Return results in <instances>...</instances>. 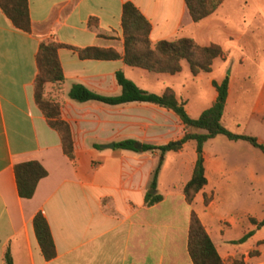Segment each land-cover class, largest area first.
Wrapping results in <instances>:
<instances>
[{
	"label": "crops",
	"instance_id": "crops-1",
	"mask_svg": "<svg viewBox=\"0 0 264 264\" xmlns=\"http://www.w3.org/2000/svg\"><path fill=\"white\" fill-rule=\"evenodd\" d=\"M126 2L134 3L151 22L153 47L161 41L188 38L202 47L219 45L224 56L215 61L212 73L196 77L186 61L176 75L129 67L124 60L122 26ZM29 9L32 31L27 33L17 29L0 8V264H5L7 251L15 264H194L189 253L194 212L225 264H264V226H258L264 216L255 214L256 206L249 200L241 212L226 214L210 197L217 193L211 191L216 175L223 178L218 195L225 203L240 188L236 174L242 169L250 185L256 182L253 146L225 136L209 141L204 148L208 185L191 205L184 189L198 160L195 142L164 157L158 151L107 148L127 140L139 142L140 148L179 142L186 128L173 111L147 103H78L69 96L74 85H83L100 95L118 97L122 88L117 73L123 72L149 93L162 96L173 90L188 115L198 119L217 102L214 83L229 78L223 125L235 134L259 140L258 135L244 132L236 116L249 99L253 115L264 120V81L247 84L242 80L249 60L256 67L264 59V0H244L239 6L243 11L237 14L231 13L230 1L224 0L200 23L193 21L185 0H29ZM92 18L98 20V30L90 27ZM50 42L67 47L59 51L65 81L47 85L46 95L60 103L61 117L71 127L74 161L65 154L61 135L35 99L37 56L41 45ZM95 47L114 50L120 58L83 60L73 50ZM228 70L230 76L223 72ZM229 115L234 117L233 127L226 123ZM215 144L226 145L235 161L247 153L254 163L230 164L231 154L214 149ZM35 161L48 176L39 183L35 196L25 200L19 195L15 170L19 164ZM160 161L157 189L151 190ZM149 191L163 200L147 206ZM207 196L212 199L208 206ZM39 213L48 220L55 242L57 255L52 260L45 258L35 234Z\"/></svg>",
	"mask_w": 264,
	"mask_h": 264
},
{
	"label": "trees",
	"instance_id": "trees-1",
	"mask_svg": "<svg viewBox=\"0 0 264 264\" xmlns=\"http://www.w3.org/2000/svg\"><path fill=\"white\" fill-rule=\"evenodd\" d=\"M189 13L195 23L207 19L213 15L224 3V0H185ZM0 8L13 22L14 26L24 32L32 31V21L29 9V0H0ZM122 26L125 38V63L132 68H140L156 74L176 75L183 70V62L189 63L193 76L202 73L209 74L213 71L214 63L224 56V51L219 45L202 47L193 39H180L177 41H161L155 47L151 42L153 26L140 9L132 2H126L123 8ZM90 27L99 29L97 19L90 20ZM66 46L57 42L43 43L40 47L37 62L39 74L35 82V99L39 108L47 117L50 126L61 135L65 154L71 161L75 160L74 141L70 125L61 117V105L55 99L47 97L46 87L49 84H62L65 75L59 59V51ZM75 50L83 60L110 61L120 58L114 50L101 48H88ZM117 81L122 88V94L118 97H108L95 93L83 85H74L70 91V98L78 103L99 102L109 106H120L130 103H147L173 111L186 128V134L179 142H171L164 146L145 145L140 148V143L135 140H127L115 145L116 149L134 152H160L165 156L168 152H177L188 142L197 145L198 160L194 169L192 180L184 189V194L189 204H193L198 194L208 185L206 175L204 148L205 145L217 138L225 136L232 142L243 141L264 154V145L254 136L235 134L223 125V117L229 97V78L222 84L214 83L218 92L217 102L206 110L198 119H192L184 104H180L176 94L169 89L162 96L149 93L139 88L129 80L123 72L117 73ZM163 161L153 173L151 190L157 189L158 176ZM16 178L19 195L22 199H32L37 191L39 183L48 176L47 170L39 162H28L16 167ZM163 200L157 193L149 191L146 195V204L155 206ZM211 198H205L208 206ZM253 222H255L253 220ZM264 226V221L258 223ZM34 228L37 240L47 260L56 257L57 251L50 225L44 214L39 213L34 220ZM253 233L245 236L240 244L245 243ZM189 253L194 264H225L216 245L194 212L191 218L189 232ZM5 264H15L10 251L5 255Z\"/></svg>",
	"mask_w": 264,
	"mask_h": 264
},
{
	"label": "rangeland",
	"instance_id": "rangeland-1",
	"mask_svg": "<svg viewBox=\"0 0 264 264\" xmlns=\"http://www.w3.org/2000/svg\"><path fill=\"white\" fill-rule=\"evenodd\" d=\"M230 1V10L231 13H238L239 11H243V9H239L240 5H243L244 0H228ZM251 0H248L250 2ZM250 4V3H249ZM249 12H246V15H248ZM243 15V13H242ZM258 66L254 65V62L252 60H249L248 63L244 66L242 75L243 82H246L247 84H261L264 81V69L261 66V64H264V59H261L258 61ZM188 65V64H185ZM227 76H230V70L223 71ZM250 92V91H249ZM248 92V95L250 96V93ZM252 105L249 103V99H247L246 105L238 112L237 118L241 120V128L245 127L244 132L253 133L258 135V138L261 142V144L264 145V120L263 116H256L252 113ZM226 123L228 126L233 127L234 126V117L233 115H229L226 119ZM224 139V141H228L225 137L221 138ZM228 143V142H227ZM247 145V144H244ZM211 149L218 150L221 153H230L231 159L229 160L230 164H244L246 162L251 161L254 163L253 157L247 155V153L241 158L240 161H235V156L232 151H230L226 145L224 144H215V146H209ZM249 147V146H248ZM210 149V148H209ZM253 151L257 153V160H256V182L252 180L251 185L247 181L246 172L244 169L241 170V172L237 173L236 176L238 177L240 188L233 190V194L231 196V199L228 202H224L222 200V195H218V184L223 181V178H220L219 176L212 177L211 182V191L217 190L214 195H211L210 197L214 198L218 208L220 210L224 211L226 214H236L238 212H241L245 206H247V201L250 200V203L253 206H256L255 214L259 217L264 216V154L255 149L251 148ZM164 157V156H162ZM241 192V195H240ZM210 198L209 196H207Z\"/></svg>",
	"mask_w": 264,
	"mask_h": 264
},
{
	"label": "water",
	"instance_id": "water-1",
	"mask_svg": "<svg viewBox=\"0 0 264 264\" xmlns=\"http://www.w3.org/2000/svg\"><path fill=\"white\" fill-rule=\"evenodd\" d=\"M107 148H112V149H114V148H115V145H109Z\"/></svg>",
	"mask_w": 264,
	"mask_h": 264
}]
</instances>
